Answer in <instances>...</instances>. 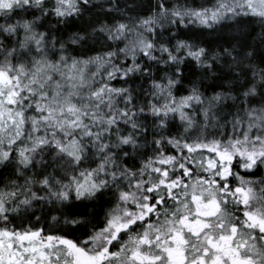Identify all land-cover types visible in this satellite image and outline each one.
Instances as JSON below:
<instances>
[{
	"label": "snow or ice",
	"instance_id": "1",
	"mask_svg": "<svg viewBox=\"0 0 264 264\" xmlns=\"http://www.w3.org/2000/svg\"><path fill=\"white\" fill-rule=\"evenodd\" d=\"M0 264H264V0H0Z\"/></svg>",
	"mask_w": 264,
	"mask_h": 264
}]
</instances>
